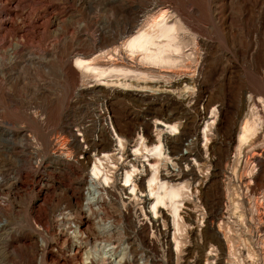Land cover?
Segmentation results:
<instances>
[{"label": "rangeland", "instance_id": "1", "mask_svg": "<svg viewBox=\"0 0 264 264\" xmlns=\"http://www.w3.org/2000/svg\"><path fill=\"white\" fill-rule=\"evenodd\" d=\"M0 264H264V0H0Z\"/></svg>", "mask_w": 264, "mask_h": 264}, {"label": "bare ground", "instance_id": "2", "mask_svg": "<svg viewBox=\"0 0 264 264\" xmlns=\"http://www.w3.org/2000/svg\"><path fill=\"white\" fill-rule=\"evenodd\" d=\"M164 18H165V12L164 11L162 12V11H159V10L156 13H153L148 18H146L145 21H143L141 23L139 28H137L135 31H133L125 39V41L122 43V46L124 47L123 49H125V51L131 56L137 53L139 55H142L143 58L159 59L161 54H162V52H163V49L165 47H168L169 45L166 42V43L160 45L159 47H156L155 49H152V47L155 46L154 41H155V39H162V38L166 39V38H168L169 33L171 31V28L166 26ZM147 27L149 29H151V30L147 31L145 29ZM155 27H158L157 30H154ZM75 64L76 65H80L81 61L76 60ZM165 125L168 126L170 131H173L174 128H175V126H172V125H167V124H165ZM246 127L247 126L244 127L243 131L248 133L250 130L248 131L247 130L248 127L247 128ZM241 136H242V139H243L245 135L243 134ZM239 138H241V137H239ZM115 141L117 142L116 144L118 146H122L120 139L116 138ZM240 141H242V140H240ZM150 145L153 146V148H157L158 146H161L162 143H161V141L153 139V141L150 143ZM128 177L129 176H128L127 173L123 175L122 179H123V184L124 185H126L129 182L128 181ZM151 181H152V179H151ZM164 196L169 198V199L174 197L173 194H169L167 192L164 193Z\"/></svg>", "mask_w": 264, "mask_h": 264}]
</instances>
